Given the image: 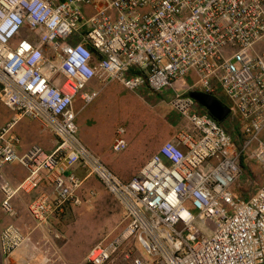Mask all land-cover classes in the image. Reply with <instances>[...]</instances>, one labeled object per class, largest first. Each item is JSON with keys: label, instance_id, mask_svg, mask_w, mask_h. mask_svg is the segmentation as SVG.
Wrapping results in <instances>:
<instances>
[{"label": "built area", "instance_id": "built-area-1", "mask_svg": "<svg viewBox=\"0 0 264 264\" xmlns=\"http://www.w3.org/2000/svg\"><path fill=\"white\" fill-rule=\"evenodd\" d=\"M184 79L170 100L184 125L129 179L80 141L79 111L103 85L159 93ZM192 91L227 96L237 135ZM0 102L55 137L52 151L19 153V118L0 129L5 213L44 183L50 189L28 205L38 225L80 206L77 165L123 205L124 227L90 247L84 264H264V0H0ZM128 146L118 127L112 151ZM15 162L27 170L18 185L6 174ZM245 168L263 179L251 193ZM25 242L13 223L0 231L4 255Z\"/></svg>", "mask_w": 264, "mask_h": 264}, {"label": "rangeland", "instance_id": "rangeland-1", "mask_svg": "<svg viewBox=\"0 0 264 264\" xmlns=\"http://www.w3.org/2000/svg\"><path fill=\"white\" fill-rule=\"evenodd\" d=\"M104 93V106L107 109L103 108V118H106L103 121H111L110 125H113V132L118 127H124L126 139L128 142L131 140L133 142L127 152L113 156L114 161L117 162L113 165L121 167V165L125 164L128 170L131 171L133 160L139 156L141 159L146 152L149 150L151 152L157 145L160 146L164 136L169 132L168 129L174 126V122H172L170 117L173 118L172 115L176 114V111L173 110L169 103L170 93L167 90L151 94L144 92V90L135 92L127 89L117 81H112L100 88L95 101ZM155 94H159V98L162 101H159ZM113 95L120 97L119 103H116V99L114 101L111 100ZM224 102L227 105L231 104L227 96H224ZM116 105H119L121 110L118 114L115 113ZM0 111L1 118L5 116L4 112H13V114L15 112L18 114L17 111L8 108L2 103H0ZM110 111L112 112L111 114H109ZM97 113L94 116H98ZM22 119H24L23 122L38 124L43 132H50L37 120L26 116H23ZM10 122H13V120L11 119L5 125ZM101 123V120L94 118V121L92 123L88 122L87 125L89 126L85 128L103 126ZM87 125L84 124V126ZM229 130L233 132L231 129ZM83 133L85 131L81 129L78 136L80 137ZM26 136L29 139L33 138L32 130ZM140 143L142 144V150L137 148L133 156H130L137 144ZM144 147H146L145 151L143 150ZM99 158L102 160L101 157ZM128 158H130V161H128ZM106 164L114 171L110 163ZM252 167L254 169L258 168V164L253 162ZM245 170L243 193H251L250 182L252 180L262 182L263 179L258 175L255 178L247 168ZM82 172L83 176L88 175L86 170L83 169ZM114 172L118 174L116 171ZM88 176L87 178L92 176L96 182V185H94L87 181V185L89 187L92 186L96 190L93 202L89 206L83 203L76 207L75 210L67 212V216L60 217L57 224H51L49 221L42 226L38 225L31 217L29 211H24L19 215L15 209L14 214H7L3 210L0 211V215L3 214L4 216L1 222L5 223V225L8 223L15 224L26 236V242L11 254L5 256V259L11 255V258H14V254L23 250L27 251L24 260L22 258L23 264H81L90 247L96 242L111 238L118 233L124 227L125 209L123 205L103 187L104 185L96 176Z\"/></svg>", "mask_w": 264, "mask_h": 264}, {"label": "crops", "instance_id": "crops-1", "mask_svg": "<svg viewBox=\"0 0 264 264\" xmlns=\"http://www.w3.org/2000/svg\"><path fill=\"white\" fill-rule=\"evenodd\" d=\"M187 83H191L190 79L180 80V81H178V83L175 85L174 88L167 90L170 93L169 94V103H170L171 98L175 95V93L181 92L183 86H185ZM98 86H100V84L95 83L92 87L97 88ZM107 90H109V89H107ZM144 92L149 93V94L152 93L149 90L148 91L144 90ZM117 96L118 95H113V98L111 100L114 101L116 99V103H119L120 97H117ZM155 96L158 97L157 99L159 101H162V99L159 98V94H155ZM214 97L218 98L223 103V105L226 106V104L224 102V95L221 97H219V96H214ZM104 101H105V93L103 95H101L97 101H95L94 103H92L91 105H89L88 107H86L82 111H79V109L82 106V103L80 102V100L75 101V108L79 111L78 118H77L78 134H79V131L81 129H83L85 131V133H83V135L80 134L81 136L79 137V139L87 147V149L89 151H91L93 154L101 157L102 160L105 162V164L110 163L112 165V168L114 169V171H116L118 173V175L122 179H125V180L129 179L133 174L137 173L139 171V169L144 165V163L155 152H157L159 150L161 145H163L166 141L172 140L174 138L176 132L185 123L184 119L177 112H176V114L174 113L172 115L173 118L170 117L172 122H174V126L171 127L170 129H168L169 132H167L166 135L164 136L162 142L160 143L161 145L160 146L157 145L154 149H152L153 151L151 150V152L149 150L148 151L149 153L146 152V154H144L141 157V159L139 156L137 159L133 160V162L131 161L133 168L131 171H129L127 165H125V164L121 165V167H115L113 165V164L117 163L114 161L113 156L119 155V154H115L111 149L114 134H115V131L117 128L113 132V129H112L113 125H110L111 121H108V122L103 121L106 119V118H103V115H104L103 108H106L104 106ZM0 103H2V102H0ZM200 109L208 111L201 104H200ZM119 111L121 112V110L119 109V105H116L115 113L118 114ZM4 113H5V116L3 118H1V116H0V119H1L0 120V127L1 128L3 127L2 126L3 124L5 126V123H8V121H10L11 119L14 121V119L19 118L14 129H13V133L20 137V143L17 146V150L19 153H23L26 149H28L33 144H40L47 151H52L54 149L55 137L52 133L41 131L40 126L38 124L34 125L33 122H23L24 119H22V117L15 112H14V114H13V112H10V113L4 112ZM95 113H97L98 116H94ZM111 113L112 112L110 111L109 114H111ZM94 118L96 120H101V122H102L101 124L103 126L92 127V128L90 127L91 128V131H90V128L87 129L85 127H88L89 125H87V123L88 122L92 123L94 121ZM84 124L87 126H84ZM223 124L228 129L232 130V127L226 118L223 120ZM33 126H35V127H33ZM31 130H32L33 138L29 139V137H27L26 135H28ZM232 131H233L232 133H235V135H237L236 134L237 130H232ZM128 143H129V146H128V149H129L133 142L131 140ZM137 148H139V150H142V144L141 143L137 144V146L134 148V150L130 156H133V154L136 152ZM145 149H146V147H144L143 150L145 151ZM127 150H126V152H127ZM128 161H130V158H128ZM106 165L109 166L108 164H106ZM82 170L83 169L80 165H77L75 168V171L77 172L79 177L83 179V182H84L83 187L80 190V193L83 197V203L87 204L89 206L93 202V198H94L93 196L95 195L96 190L93 189L92 186L89 187L87 185V181H89L90 184H94V185H96V182H95L94 178H92V176L90 178H87V177H89L88 175L83 176ZM6 174L11 179V181L13 182L14 185H18L25 178V176L27 174V170L25 169V167L23 165L15 162L6 168ZM44 189L49 190L50 186L47 183H44L39 190L32 192L30 194H26V193H22V192L18 193L12 200L13 208L18 212V215L22 214L24 211H28L27 208H28V205H29L31 199L37 193H40ZM92 191L94 192V195H91ZM1 201H2V195L0 193V211H2ZM76 207H78V206H72L69 209L68 213L75 210ZM65 216H67V213L65 215H63V217H65ZM3 217H4L3 214H1L0 215V231L5 226V223L1 222ZM59 220H60V217L59 218H53L50 220V222H51V224H57ZM26 252L27 251L21 250V251H19V253H16L13 255L14 258H11L12 257V255H11L6 259H5V256H7V255L0 253L1 264H23L24 263L23 260H24ZM60 254H61V252H60ZM22 258H23V260H22ZM82 263L84 264V259H83Z\"/></svg>", "mask_w": 264, "mask_h": 264}, {"label": "water", "instance_id": "water-1", "mask_svg": "<svg viewBox=\"0 0 264 264\" xmlns=\"http://www.w3.org/2000/svg\"><path fill=\"white\" fill-rule=\"evenodd\" d=\"M190 95L219 121H223L230 112V109L227 106L223 105L218 98L211 94L202 91H192Z\"/></svg>", "mask_w": 264, "mask_h": 264}, {"label": "clouds", "instance_id": "clouds-1", "mask_svg": "<svg viewBox=\"0 0 264 264\" xmlns=\"http://www.w3.org/2000/svg\"><path fill=\"white\" fill-rule=\"evenodd\" d=\"M15 120V119H14ZM16 125V124H15Z\"/></svg>", "mask_w": 264, "mask_h": 264}]
</instances>
